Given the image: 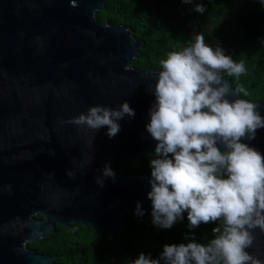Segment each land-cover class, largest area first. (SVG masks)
Segmentation results:
<instances>
[{
  "label": "water",
  "instance_id": "1",
  "mask_svg": "<svg viewBox=\"0 0 264 264\" xmlns=\"http://www.w3.org/2000/svg\"><path fill=\"white\" fill-rule=\"evenodd\" d=\"M106 2L0 0V264H57L58 255L30 245L73 225L112 240L130 229L125 215L137 212L138 202L151 214V176L103 178L117 157L137 162L154 152L145 125L159 76L135 67L145 42L131 28L98 20ZM223 79L230 102L245 100ZM125 101L135 115L118 121L113 138L107 126L95 132L66 122L91 106ZM250 103L264 117V103ZM241 142L264 156V128ZM252 234L246 251L264 262V232Z\"/></svg>",
  "mask_w": 264,
  "mask_h": 264
},
{
  "label": "clouds",
  "instance_id": "2",
  "mask_svg": "<svg viewBox=\"0 0 264 264\" xmlns=\"http://www.w3.org/2000/svg\"><path fill=\"white\" fill-rule=\"evenodd\" d=\"M194 10L205 11L201 4ZM193 40L190 47L160 61L162 70L152 92L155 102L145 125L156 141L147 196L152 223L162 228L182 220L185 211L190 228L220 223L207 245L166 244L159 259L141 253L132 264H264L246 251L253 245V230L264 232V156L241 142L255 139L257 129L264 128V117L255 104L226 98L230 89L220 73L238 77L244 65L224 55L219 46H207L202 34ZM240 92L247 95L242 87ZM134 115L125 101L119 108L91 106L66 122L95 132L107 126L106 134L113 138L121 130L118 121ZM107 177L114 179L115 172L106 164ZM103 178H96L100 187ZM136 214L143 215L139 202Z\"/></svg>",
  "mask_w": 264,
  "mask_h": 264
},
{
  "label": "trees",
  "instance_id": "3",
  "mask_svg": "<svg viewBox=\"0 0 264 264\" xmlns=\"http://www.w3.org/2000/svg\"><path fill=\"white\" fill-rule=\"evenodd\" d=\"M197 4L203 5V13L194 10ZM97 18L103 24L131 28L136 38L145 42L135 62L142 71H161L160 61L170 52L182 51L194 43L193 31L195 35L202 34L204 41L215 48L219 46L224 55L244 65L245 71L238 77L222 71V78L231 80L236 90L242 87L247 95H240L245 100L264 103V4L260 0H107ZM153 158L154 152L137 162L117 157L111 169L115 175L151 176ZM125 219L130 229L112 240L100 239L94 230L73 225L70 232L58 227L55 235L30 248L40 254L58 255L59 259L57 252L74 248L69 264H132L141 253L159 259L166 244L207 245L215 238L213 228L220 223H201L190 228L187 211L182 220L160 231L148 212L127 213Z\"/></svg>",
  "mask_w": 264,
  "mask_h": 264
},
{
  "label": "rangeland",
  "instance_id": "4",
  "mask_svg": "<svg viewBox=\"0 0 264 264\" xmlns=\"http://www.w3.org/2000/svg\"><path fill=\"white\" fill-rule=\"evenodd\" d=\"M76 249L71 248V249H66V250H61L57 252L61 257L57 262L58 264H69L72 260V252H75ZM65 256H68V258L65 259Z\"/></svg>",
  "mask_w": 264,
  "mask_h": 264
}]
</instances>
